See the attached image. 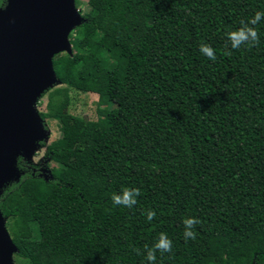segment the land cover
I'll return each mask as SVG.
<instances>
[{
    "label": "trees",
    "instance_id": "16d2710c",
    "mask_svg": "<svg viewBox=\"0 0 264 264\" xmlns=\"http://www.w3.org/2000/svg\"><path fill=\"white\" fill-rule=\"evenodd\" d=\"M85 5L37 103L60 136L40 143L39 164L16 158L0 189L14 264H147L161 233L172 251L155 264H264V20L257 45L227 40L264 0ZM71 92L97 97L94 119L57 113ZM125 188L140 190L130 209L111 199ZM187 217L195 240L183 238Z\"/></svg>",
    "mask_w": 264,
    "mask_h": 264
},
{
    "label": "water",
    "instance_id": "95a60500",
    "mask_svg": "<svg viewBox=\"0 0 264 264\" xmlns=\"http://www.w3.org/2000/svg\"><path fill=\"white\" fill-rule=\"evenodd\" d=\"M81 21L75 0H7L0 9V189L18 177L16 158L29 159L49 135L37 103L57 84L53 58L71 53ZM5 223L0 212V264H14Z\"/></svg>",
    "mask_w": 264,
    "mask_h": 264
},
{
    "label": "clouds",
    "instance_id": "9594fccd",
    "mask_svg": "<svg viewBox=\"0 0 264 264\" xmlns=\"http://www.w3.org/2000/svg\"><path fill=\"white\" fill-rule=\"evenodd\" d=\"M264 20V12L257 11L250 19L246 22L241 21V27L238 29L232 30L227 33V40L230 44V48L233 50H238L241 46L253 47L257 45L259 41V33L254 27L258 23ZM227 47V46H226ZM200 52L204 54L209 60L214 61L216 59L214 49L207 45H200ZM230 54V53H225ZM140 195V190L138 188H125L119 194H113L111 197L112 202L115 206H122L125 208H132L137 203V197ZM146 219L151 221L155 218V212L152 210H148L146 213ZM199 221L192 217H187L183 220V238L185 241L191 239L195 240L196 232L194 231L195 225H197ZM172 240L168 238L165 233H161L154 244L150 247H145V259L147 264H155L157 259V253H171L172 251ZM137 254L139 250H136Z\"/></svg>",
    "mask_w": 264,
    "mask_h": 264
},
{
    "label": "rangeland",
    "instance_id": "374dc122",
    "mask_svg": "<svg viewBox=\"0 0 264 264\" xmlns=\"http://www.w3.org/2000/svg\"><path fill=\"white\" fill-rule=\"evenodd\" d=\"M80 2L79 6L77 7L78 12L82 15L86 10V2L87 0H78ZM53 94V91H49L44 99L50 98ZM71 103L69 106H59L57 108V113L59 114H74L84 117L85 119H94L95 118V102L97 97L94 95L89 94H80V93H70ZM41 105L37 106L39 111H45L43 106L45 105V101L41 99ZM44 109V110H43ZM100 114H103V110H101ZM45 125L49 131V135L44 142L46 145L51 143L53 140L57 139L60 136L59 129L57 126V122L55 119H47L45 121ZM44 149L39 148L36 150L33 155L26 159L25 161L31 162L32 164H39L40 161L43 159ZM59 166V162L57 160L48 161L47 169L52 167L57 168Z\"/></svg>",
    "mask_w": 264,
    "mask_h": 264
}]
</instances>
